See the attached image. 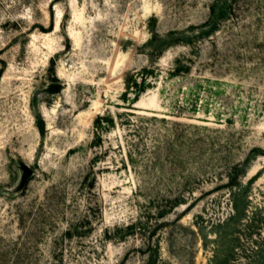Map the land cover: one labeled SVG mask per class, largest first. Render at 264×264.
<instances>
[{
    "label": "rangeland",
    "instance_id": "374dc122",
    "mask_svg": "<svg viewBox=\"0 0 264 264\" xmlns=\"http://www.w3.org/2000/svg\"><path fill=\"white\" fill-rule=\"evenodd\" d=\"M0 264H264V0H0Z\"/></svg>",
    "mask_w": 264,
    "mask_h": 264
},
{
    "label": "trees",
    "instance_id": "16d2710c",
    "mask_svg": "<svg viewBox=\"0 0 264 264\" xmlns=\"http://www.w3.org/2000/svg\"><path fill=\"white\" fill-rule=\"evenodd\" d=\"M134 86L136 88V93H137V96H138L139 93L142 92L144 89L141 88V86L137 82L134 83Z\"/></svg>",
    "mask_w": 264,
    "mask_h": 264
}]
</instances>
